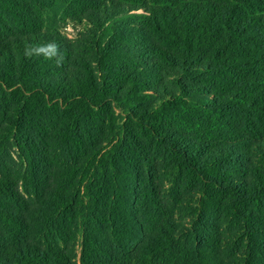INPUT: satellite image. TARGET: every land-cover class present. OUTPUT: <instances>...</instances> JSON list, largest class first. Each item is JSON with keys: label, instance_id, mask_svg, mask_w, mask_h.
Here are the masks:
<instances>
[{"label": "trees", "instance_id": "16d2710c", "mask_svg": "<svg viewBox=\"0 0 264 264\" xmlns=\"http://www.w3.org/2000/svg\"><path fill=\"white\" fill-rule=\"evenodd\" d=\"M0 264H264V0H0Z\"/></svg>", "mask_w": 264, "mask_h": 264}, {"label": "clouds", "instance_id": "9594fccd", "mask_svg": "<svg viewBox=\"0 0 264 264\" xmlns=\"http://www.w3.org/2000/svg\"><path fill=\"white\" fill-rule=\"evenodd\" d=\"M59 46L53 41L42 46L30 47L26 49L25 55L31 57L33 54L43 55L46 59H51L56 56ZM62 59V57H61ZM59 63V60L57 61Z\"/></svg>", "mask_w": 264, "mask_h": 264}, {"label": "rangeland", "instance_id": "374dc122", "mask_svg": "<svg viewBox=\"0 0 264 264\" xmlns=\"http://www.w3.org/2000/svg\"><path fill=\"white\" fill-rule=\"evenodd\" d=\"M75 32H76V31H75L73 28H71V27H67V28L64 30L63 34H64V35H67L69 38H73Z\"/></svg>", "mask_w": 264, "mask_h": 264}]
</instances>
